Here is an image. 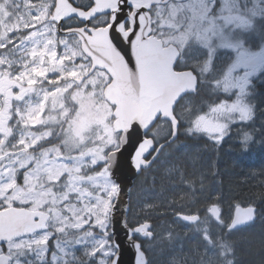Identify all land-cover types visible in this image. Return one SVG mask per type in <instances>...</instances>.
Segmentation results:
<instances>
[{"label":"rangeland","instance_id":"374dc122","mask_svg":"<svg viewBox=\"0 0 264 264\" xmlns=\"http://www.w3.org/2000/svg\"><path fill=\"white\" fill-rule=\"evenodd\" d=\"M217 1H220V6L215 8ZM27 5H30L34 8L32 13L33 17L31 18V23L36 28L35 30L26 33L19 34L21 28H26L27 25L24 24V17L17 15V9L19 8L15 5V33L13 36H10L7 40L9 44L8 51L0 55V69L3 75L6 77L11 76L9 70L12 71V77L14 80L19 83L32 84L35 83L41 76L49 73V69L44 67L42 55V44L44 42L45 49L47 51H52V57H55L57 54L61 59H64L68 56H73L72 58L77 57V52L75 50H68L66 48L67 40L56 38L55 35H52L48 31V24L44 22L46 17L47 8L42 9L43 5H47L46 0H25ZM238 2L244 3L250 2L254 8L253 15L258 19L260 10L264 9V0H187L181 3H173L166 6L158 8V19L159 24L157 26L164 27V30L167 31L169 20L177 19V21L182 22V26L179 29H175V41L184 46L186 43H190L194 38V34H213L221 30L223 31V26L221 23H217V17L214 15L215 12L219 11L220 13H229L235 7H237ZM246 14V13H245ZM244 22H238L235 19L230 17L221 18L223 22L228 26H236V36L241 37L243 34L247 35V41L249 43L257 42L260 35L263 33L259 31L254 18L246 14ZM6 24L5 26H8ZM50 34V35H48ZM233 33L231 31L221 32V41L218 43L220 46L231 44ZM214 37V36H213ZM229 39L227 42L226 40ZM64 44L63 51L61 49L57 50L59 43ZM226 48V46L224 47ZM222 51V50H221ZM26 52H29L32 59L27 61ZM229 51L223 50L222 54H218V61L225 58H232V55L228 53ZM224 58V59H225ZM206 58L200 57V61L196 58H192V63L199 66L200 70L203 73L205 67L204 64ZM18 65L20 70L15 71V66ZM225 71V70H224ZM260 68L259 71L255 74L260 76L261 73L264 75V71ZM205 75V74H204ZM1 76V75H0ZM100 76V75H99ZM97 78V77H96ZM103 77H99L94 82V88H87L85 85V91L88 92L92 97L95 96V103L83 102L87 98L82 94H79V101L82 103L80 115L73 117L70 122V128L68 132H71L77 142H79V152L77 157V164L79 167V173L74 174L69 179H67L66 174L69 172L70 168H65V164L69 165L70 158L64 159L61 156L55 157L52 159L51 153L49 150L44 152L42 158V166L40 168L39 164L30 170L27 174L26 185L20 186L17 184L16 179L13 177L5 178L0 181V205H3V202H6L7 205L11 204L14 200H19L22 203L34 202L36 206L41 205L42 207L45 204H52L53 206H60L59 211L55 214V219L53 222V233L50 234L44 233L40 236H37L32 239L23 241L24 243L31 242L36 239H40L49 236L45 246H35L34 251H28L25 249L26 259H20L22 264H28L29 261H33L34 264L44 263L45 258L50 250L49 241L53 237L54 232L58 231L59 233L68 235L69 227H74L78 229L85 228V234H81L76 241L71 243L60 244L57 241L55 244V249H60L63 253V257L52 254V262L55 264H60L62 261L67 262L71 258L75 261H80L83 263L97 264L95 257L93 256V249L98 246L103 245L107 242L108 246L115 250L114 246L109 243L108 235L105 236L104 232H101L100 226L103 225L108 231L110 225V213L113 204L116 201L117 195H111L112 186L117 185L110 180V176L105 170L104 166L99 167L95 171H92L91 168L97 167L99 164L105 161V150L109 146L114 145L116 140V135L113 131V125L111 124L112 116L111 109L106 102L102 101L101 97V88L103 87ZM261 81L264 82V79L261 78ZM34 88L29 89V93H32L22 104H16L15 106L12 102L4 104L0 94V103H2V108L5 110L16 109L18 116L20 117L18 122L6 123L0 128V155L6 154L3 158L4 161L8 162V166H22V163L25 161L27 165H30L31 154L26 152L24 157H19L21 153L17 152L22 148H32L38 142L40 136L33 135L29 129V125H37L43 123L42 113L45 111V102L48 99V94L42 91L40 93L41 97L38 99L34 95ZM85 95V92L83 90ZM229 96L232 95V91ZM83 100V101H82ZM187 100L186 102H188ZM253 104H256V109L254 111V118L251 120H244L241 122V116H231L229 120L228 117H225V122L230 125V129L236 130L240 136L244 139L247 136V140H254V143L257 144L262 138H264V92H261L255 100L251 101ZM79 105V106H80ZM185 111L184 115L187 114L189 108L192 105L184 103ZM60 107V106H59ZM213 107V106H212ZM56 110L52 106L51 111ZM14 111V110H13ZM66 111L61 109L58 111V114H64ZM210 114V115H209ZM203 115L211 116L212 113L209 110H206ZM201 117L198 116V119ZM184 120L190 124H193V119L195 116H183ZM63 119V118H62ZM61 119V122L63 121ZM197 120V119H196ZM187 129V128H186ZM67 132V133H68ZM156 132L160 136H166L169 133L164 124H160ZM14 133L16 135H11ZM68 137V136H67ZM225 143L239 144L243 141L235 134H230L225 141ZM59 151V149H58ZM9 153V154H7ZM201 160L204 158L201 157ZM52 162L59 163V166H54ZM70 195V197H68ZM4 198L3 201L1 199ZM73 199V200H72ZM133 213V217H134ZM107 219V223L105 220ZM206 221L209 224H213V220L208 217ZM202 226V225H201ZM94 227V229H92ZM216 229L221 231L225 228V223L217 224ZM197 231L196 229H192ZM165 230L162 226L158 227V237L162 239L167 236ZM247 233L236 234L234 238H231L228 234L227 239L229 240L228 251L223 250L222 256L228 255L229 261H232L233 264H240V257L236 256L237 248L246 240L252 236H245ZM234 236V235H233ZM255 237H258L255 236ZM21 243V242H20ZM248 247L244 250L247 252V249L250 250L252 244H256L255 239H249ZM264 243V241H263ZM236 245V250L234 249ZM261 244L259 245V247ZM116 251V250H115ZM21 256L20 258H23ZM257 256V255H256ZM260 256H258L259 258ZM201 260L204 263L209 260L208 256L205 253H201L198 261ZM215 260H223L215 258ZM214 259H210V262L215 264ZM217 264H223L220 261Z\"/></svg>","mask_w":264,"mask_h":264},{"label":"water","instance_id":"95a60500","mask_svg":"<svg viewBox=\"0 0 264 264\" xmlns=\"http://www.w3.org/2000/svg\"><path fill=\"white\" fill-rule=\"evenodd\" d=\"M94 1L95 7L84 12L75 9L68 0H57L53 19L62 22L75 15L88 22L95 16L111 14L110 25L106 28L95 31L87 29L88 32L79 29L69 33L79 36L83 43V50L95 58L97 67L109 70L114 76V82L107 92L111 103L117 106L115 128L116 131H122L123 136L127 133L131 135L127 136L130 143H124L122 140V148L110 155V169L114 178L120 183L122 191L113 209L112 232L116 246L120 250L118 264H137L141 253L145 264L146 259L141 251V245L133 241V232L126 221L128 190L139 173L133 167L132 161L137 153H143L146 156L149 152L151 142L144 138V134L159 115L162 114L163 119L175 121L173 108L186 92H191L185 89V85L190 82V77L186 74L187 71L173 74L171 59L177 55L173 48L163 49L160 41L154 37L148 38L151 34V15L148 10L154 4L160 3V0ZM168 1L165 0L163 3ZM130 8H133L131 14ZM127 21L131 22V29L128 31L124 27ZM154 60L156 62L151 67H147ZM150 72L154 75V80L147 84L146 79L151 77ZM163 146H160L154 159ZM145 149H147L146 152ZM153 160L148 165H151ZM214 208L216 212L212 211ZM212 209L211 214L219 219L218 208L213 206ZM34 217L23 209L0 212V236L5 237L0 243L8 241V238L12 241L23 235L45 229L48 216L41 217L36 224L33 221ZM187 218L189 219H183L189 222L198 219V217ZM236 219L237 208L232 222ZM251 222L237 224L235 227L231 224L230 227L236 229ZM147 228L142 226L135 231L147 230Z\"/></svg>","mask_w":264,"mask_h":264},{"label":"trees","instance_id":"16d2710c","mask_svg":"<svg viewBox=\"0 0 264 264\" xmlns=\"http://www.w3.org/2000/svg\"><path fill=\"white\" fill-rule=\"evenodd\" d=\"M261 27L264 28V21ZM208 147L213 155L211 159L205 157L201 160L198 152L189 150L169 159L162 157L159 162L160 168L154 173L157 177L155 182L151 185L146 183L139 190L141 192L145 187H149L148 201H145L146 199L141 201L138 192H134L130 200L131 207L140 215H149L157 222L161 220L158 216L162 213L172 216L171 212L178 214L181 211L201 210L212 202H218L227 215H230L235 203L257 204L258 200L263 210L264 144L257 147L244 142L241 147H231L216 145L210 141ZM168 215L163 219L168 220ZM257 235L258 237H255ZM245 236H252L249 239L254 238L259 244H252L250 250L247 249L246 252L244 247H248L249 239L246 240L237 248L236 256L240 257L243 264H264V220L254 233ZM191 240L192 244L182 239L181 242H173L172 246L177 247L181 243L185 249L190 247L191 252L201 243L200 239ZM227 247L228 245L225 246L226 249ZM164 255L176 256L173 253ZM200 256L201 253L198 254V259ZM162 264L167 262L163 261ZM197 264L205 263L199 260Z\"/></svg>","mask_w":264,"mask_h":264},{"label":"snow or ice","instance_id":"6c2138e0","mask_svg":"<svg viewBox=\"0 0 264 264\" xmlns=\"http://www.w3.org/2000/svg\"><path fill=\"white\" fill-rule=\"evenodd\" d=\"M203 2V0H200ZM229 48H236L237 45L227 44L225 45ZM261 61L258 54L250 55L241 53L234 64L227 69L226 74L224 75V86H223V94H230L232 89L238 88L240 90V95L243 96L245 94V90L247 86L251 83L250 78L253 77L260 69ZM240 69H244V71L239 75H234L240 71ZM208 68L205 67L203 69V74H207ZM75 73H73L74 75ZM190 77V82L185 85L186 90H190L193 95H195L198 91L197 85L200 83H208V81L203 79H197V75L195 72H192L191 68L187 70L186 73ZM219 83V82H217ZM211 87H215V85H211ZM215 95V93H213ZM242 101L240 96H237L234 100H224L218 102L215 106L209 109V112L212 113L211 116L203 115L194 124L188 126L186 132L188 135L194 134H203L207 136V138L212 141L213 144L220 145L225 139L230 136L231 129L230 125L225 122V117H231L232 114L239 112L241 114V122L244 120H251L254 118V113L252 112L251 107H240ZM174 123H176L174 121ZM131 135V133H127L126 135L121 137L124 143H130L127 139V136ZM247 140L248 137L246 136ZM145 152L147 149L144 150ZM133 167L140 171L142 166H147L148 161L144 159L143 153H137L135 157H133ZM119 186H112L111 195H118ZM219 198V194H217V199ZM237 208V219L232 222V227H235L237 224H247L255 219V207L254 206H245L241 207L239 205ZM213 212L217 210L212 209ZM184 219H189L187 217H181ZM107 219L105 223H107ZM46 226V225H45ZM150 227V226H149ZM34 231L35 229H30ZM101 232H104L105 236L108 235L106 229L103 225L100 226ZM231 231V227L228 229ZM20 234V233H17ZM148 235H151L149 232ZM5 237L0 236V242H2ZM49 236L42 237L40 239L33 240L31 242H21L17 244H13L11 238H8V243L3 244L0 243V264H11L14 260L15 264H22L20 257L25 254V249L28 251H34L35 246H45ZM93 256L95 257L97 264H118L119 253L115 250H112L107 242L103 245L98 246L93 249ZM28 264H34L33 261H29ZM137 264H144L143 254L141 253L137 259ZM229 264H233L232 261H229Z\"/></svg>","mask_w":264,"mask_h":264},{"label":"flooded vegetation","instance_id":"af4514ba","mask_svg":"<svg viewBox=\"0 0 264 264\" xmlns=\"http://www.w3.org/2000/svg\"><path fill=\"white\" fill-rule=\"evenodd\" d=\"M71 2L73 3V4H75L77 7H79V8H82V9H85V10H89V9H91L93 6H94V1L93 0H71ZM49 3H51V6H52V9L54 8V6H55V0H50L49 1ZM20 5H23V3H21ZM22 15L21 16H23L25 13H26V8L23 6L22 7ZM52 15V14H51ZM96 20H92L91 21V23H90V26L91 27H95L96 26ZM54 27H56L57 28V24L55 23V22H52L51 23ZM65 26H66V28H68V27H70V28H72V27H77V28H79V27H84L86 24L85 23H82V22H80L77 18H71V19H68L66 22H65V24H64ZM127 27H128V24H127ZM63 30H66L65 28L63 29ZM59 36V35H58ZM61 37V36H60ZM62 38H66V39H69V40H72V41H77L78 39H77V37H72V36H68V37H65V36H63ZM241 54V53H240ZM240 54H238V56L240 55ZM263 55V57H264V54H262ZM237 56V57H238ZM263 62H264V59H263ZM262 62V63H263ZM183 64V62H181L180 63V65H179V67H181V65ZM87 67H88V69H90L91 67H92V61L91 60H89L88 62H87ZM179 67H177V68H179ZM106 73V75L108 76V80L109 81H111V76H110V74H108L107 72H105ZM240 73L239 72H237V73H234V75H239ZM93 75H95V73L93 74ZM93 75H90L91 77H93ZM89 76V77H90ZM76 81H78V78L76 77V78H74ZM250 80H251V78H250ZM249 85H254V80H251V83L249 84ZM25 90H27L28 89V86L27 87H25L24 88ZM23 94H24V92H23ZM24 240V239H23ZM19 241H22V240H19ZM18 242V241H17ZM16 243V242H15ZM14 243V244H15ZM11 264H14V260L12 261V263Z\"/></svg>","mask_w":264,"mask_h":264},{"label":"bare ground","instance_id":"6f19581e","mask_svg":"<svg viewBox=\"0 0 264 264\" xmlns=\"http://www.w3.org/2000/svg\"><path fill=\"white\" fill-rule=\"evenodd\" d=\"M241 199V198H240Z\"/></svg>","mask_w":264,"mask_h":264}]
</instances>
